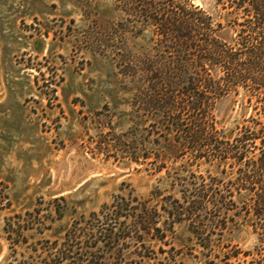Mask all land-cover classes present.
I'll return each instance as SVG.
<instances>
[{
  "label": "rangeland",
  "instance_id": "rangeland-1",
  "mask_svg": "<svg viewBox=\"0 0 264 264\" xmlns=\"http://www.w3.org/2000/svg\"><path fill=\"white\" fill-rule=\"evenodd\" d=\"M190 1L209 12L212 33L230 47L264 37L218 27L212 0L208 7ZM135 20L118 0H0V264H32L39 243L62 239L76 219L118 197L143 201L161 190L179 198L183 188L245 185L241 177L260 151L240 158L227 149L252 125L243 90L213 113L225 145L203 139L196 146L191 79L206 56L178 38L198 33ZM163 216L166 237L146 239L139 250L151 258L141 264L213 259L188 223L169 231ZM224 243L252 251L258 240L226 233Z\"/></svg>",
  "mask_w": 264,
  "mask_h": 264
},
{
  "label": "trees",
  "instance_id": "trees-1",
  "mask_svg": "<svg viewBox=\"0 0 264 264\" xmlns=\"http://www.w3.org/2000/svg\"><path fill=\"white\" fill-rule=\"evenodd\" d=\"M118 2L128 8L136 22L198 33L178 38L192 44L194 55L207 58L195 61L197 74L191 79L198 93L196 146L203 139L219 149L225 145L224 138L228 137L216 129L213 113L219 102L232 101L243 90L241 109H251L247 122L252 125H243L227 149L240 154V158L257 150L260 155L248 165L251 171L241 177L246 186L240 188H183L178 191L179 198H163L161 190H155L151 198L143 201L118 197L99 212L76 219L62 239L39 243L32 264H141L151 258L139 250L146 248V239L166 237V231L158 226L163 213L169 231L177 223L189 224V231L206 251L205 256L213 258L208 264H264V37L260 42L257 37L242 38L239 48L230 47L212 33L214 21L209 12L190 0ZM212 2L211 11L222 19L218 27L264 32V0ZM246 232L257 237L254 250L243 251L238 245L224 243L226 233ZM124 246H131L133 251L127 255Z\"/></svg>",
  "mask_w": 264,
  "mask_h": 264
},
{
  "label": "water",
  "instance_id": "water-1",
  "mask_svg": "<svg viewBox=\"0 0 264 264\" xmlns=\"http://www.w3.org/2000/svg\"><path fill=\"white\" fill-rule=\"evenodd\" d=\"M203 5L208 7L209 6V1L208 0L203 1ZM224 103H225V100H223L221 104L224 105Z\"/></svg>",
  "mask_w": 264,
  "mask_h": 264
}]
</instances>
